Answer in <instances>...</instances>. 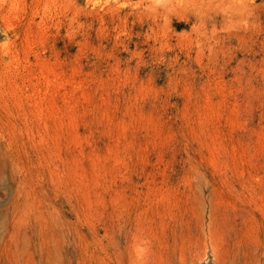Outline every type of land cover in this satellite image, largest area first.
<instances>
[{
  "label": "rangeland",
  "instance_id": "obj_1",
  "mask_svg": "<svg viewBox=\"0 0 264 264\" xmlns=\"http://www.w3.org/2000/svg\"><path fill=\"white\" fill-rule=\"evenodd\" d=\"M0 264H264V0H0Z\"/></svg>",
  "mask_w": 264,
  "mask_h": 264
}]
</instances>
